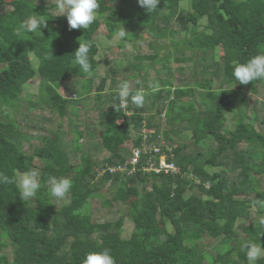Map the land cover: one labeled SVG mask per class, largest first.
<instances>
[{
    "label": "trees",
    "instance_id": "trees-1",
    "mask_svg": "<svg viewBox=\"0 0 264 264\" xmlns=\"http://www.w3.org/2000/svg\"><path fill=\"white\" fill-rule=\"evenodd\" d=\"M0 3L9 7L0 11V173L19 177L32 171L36 158L43 162L38 181L41 189L35 198L23 201L15 184L0 185V264H82L86 253L103 249L110 251L115 264H251L245 246L264 250V228L259 226L260 220L251 218L253 206L264 213L256 203L264 200V131L251 121L261 116L258 110L251 113L248 107L259 104L252 95L258 94L264 80L242 85L232 71L237 63L264 53V0H161L151 15L137 0H99L97 19L87 30H70L65 15L56 17V2ZM183 3L186 10L181 8ZM32 15L48 20L47 27L41 28L42 33L17 35L21 23ZM204 18L206 22L201 24ZM102 26L109 38L118 29H130L131 36L127 34L119 44L133 41L135 50L144 33L150 36L151 60L159 62L157 72L167 76L151 79L149 84L129 85L133 93H143L142 108L130 99L126 108L119 106L120 85L136 75L118 80L114 74L128 63L121 61L112 71H100L95 34ZM79 41L91 44L90 74L74 62ZM219 46L224 51L222 60L216 54ZM31 52L41 61L38 67L29 61ZM188 52L193 57L190 72L194 76L180 81L167 63L179 64ZM135 68L144 66L138 63ZM51 72L58 73V81H72L70 93L75 97L63 94L49 80L43 98L36 103L63 117L72 105L94 100L92 108L99 110L103 132L101 140L88 138L93 147H83L80 139L85 131L75 128L74 146L68 147L58 129L43 135V145L32 152L24 150L30 135L17 115L6 108L25 103L29 82ZM95 72L102 74L100 78ZM180 74L185 76L186 71L182 68ZM95 79L100 85L93 93ZM108 81L112 88L103 94ZM147 112L151 115H145ZM230 113L232 120L228 119ZM161 115L165 128L156 121ZM144 123L155 129L153 142L162 134L171 143L172 152L160 146L174 154L171 160L178 171L157 170L159 156L142 145ZM128 141L132 149H139L136 163L129 162L135 153L126 146ZM92 148L108 154L100 159L88 152ZM75 156L80 159L77 164ZM211 166L221 168L212 171ZM51 177L72 181L67 203L59 205L50 196ZM105 185L109 191L100 205L117 206L113 210L119 214L116 220L94 216L91 202ZM127 193L136 199L120 209ZM126 219L132 223L131 234L124 238ZM240 219L247 222L238 226ZM205 237L218 239L213 252L199 249L198 243ZM254 264H264V254Z\"/></svg>",
    "mask_w": 264,
    "mask_h": 264
},
{
    "label": "rangeland",
    "instance_id": "rangeland-1",
    "mask_svg": "<svg viewBox=\"0 0 264 264\" xmlns=\"http://www.w3.org/2000/svg\"><path fill=\"white\" fill-rule=\"evenodd\" d=\"M3 1L7 3L11 0H3ZM35 1H36V3H40V2L44 3L45 2L46 4L56 2V0H35ZM107 5H108V2H107ZM8 8L9 7H7L6 5L0 3V11L8 10ZM181 8L183 10H186V4L183 3L181 5ZM205 22H206V18L200 20L201 24H204ZM174 26L178 28L177 25L174 24ZM134 31H135V29H134ZM106 34H107V29L105 26H102L98 30V32L95 34V39L98 42L99 47H100L99 53L97 55V59L102 60V63L100 65V71H102L101 73H104L105 70L106 71H109V70L112 71L113 70L112 67H114V65H116L118 62L122 61V62L128 63V67L121 68L120 71L115 72L114 76H117L118 80H120L122 77H125V75H126V77L129 76V74L136 75L135 78L129 77L127 79V82L129 83L130 86L136 87V86H138L137 83H139V82H146L149 84L150 83L149 80H151V79H155L156 77L167 76L165 73H161V72L158 73L157 70L160 71L161 64L159 62L153 63V61L151 60L154 53H153L152 48H150L148 46L147 40H149L150 36L147 33H144L143 40L141 41L142 43L137 50H135V48H134V43H132L133 41H131V42L127 41L125 45L120 46V44H119L120 39H117L116 36L109 38L106 36ZM127 34L129 36H131V30L130 29H128ZM169 49H171V47ZM201 53L202 52H200L199 54H201ZM216 54H217L219 60L223 59L224 51H223L222 46H219L218 50L216 51ZM182 58H185V59H183V61H181L179 64L174 62V61H170L167 63V65L170 68H173L176 79H178V80H180V79L192 80L194 75L191 74V72H190V70L192 69V66H193V61H192L193 57H192L191 52L184 54L182 56ZM106 60H108V61L106 62ZM29 61L31 62V64H33L34 67H38L39 62H41L40 59L37 58L32 52L29 55ZM138 63H141L144 66V68L137 70L135 68V66ZM182 68L186 71L185 76L180 74V69H182ZM113 73H114V71H113ZM94 74H97V76L99 78L102 75L99 72H95ZM110 77H111V75H110ZM57 79H59V75L57 72H51L50 75L46 76L43 79L41 78V76H36L34 79H32L29 82V84H28L29 89L26 92H24L25 103H22L21 105L12 104L6 108V111L14 114L15 116L17 115L18 122H20L24 125V127H23L24 131L30 135V140L23 143L24 150L27 153L32 152L35 147L43 145V139H42L43 135L44 136L50 135L53 131L58 130V129H61L59 132V135L62 136L63 139H65L68 147L75 145V143H74L75 135L73 132V130H75V128H79V129L85 131L84 139H80L81 142L85 143V144H82L85 149H89V147H93L92 145H90L91 140H88L89 137L94 136V138H97V140H101V136H102V132H103L102 126L100 124L101 115L99 113V110L92 108L93 104H95L94 100L91 102L88 101V102H90V103H88L89 105L88 104L82 105L81 103H78L75 106L72 105L70 107L71 109L70 108L68 109L67 115H65L63 117L58 115L57 113L53 112L52 110H50L45 105L40 106L39 104L36 103V101L43 98V94H42L43 87L45 85V81L47 82L49 80H53L54 85L58 86V89L63 94H66V95L70 96L71 98L75 97V96L71 95V93H70V84H72V81L68 80L65 82V81H61V80L58 81ZM98 81H99V79H95V82L93 80V83H94L93 84V93L95 91L97 92V89L100 85V83L98 84ZM109 83H110V81H108V85H107V83H105L106 88H105V91L102 92L103 94H108L109 89L112 88V85ZM118 83H119V81H118ZM143 88H146V87L143 86ZM247 93H248V96L252 95L250 91H247ZM257 93L258 94H256V95H252V98H253V100L255 98L258 99L259 104L258 105L257 104H251V106H249L248 108H249V112H251V113L254 110V108L256 110H258L257 112L261 116L259 117V119H256V118H252V114H251L250 115V117L252 118L251 121L255 123V126L258 127V129L260 131H264V122H262V119L264 118V86H261L258 89ZM187 98L188 97H185L184 99H187ZM251 102H253V101L251 100ZM103 107L104 106H101V108H103ZM105 107H106V104H105ZM229 109H230V111H232L233 113H235L237 115L236 110L234 108L230 107ZM145 115L150 116L151 114H149L147 112V113H145ZM1 117L3 118L5 116L2 115ZM228 119L232 120V113L228 114ZM157 120H159V122H161V124L163 123V127L165 128V126H164V122H165L164 121L165 120L164 115H161V119L158 118V119H156V121ZM144 122H147L146 118L144 119ZM228 124L230 125V121L228 122ZM150 130H154V129H150V128L145 126L142 130V132H143L142 137L145 138L146 134H148V132H150ZM187 134L190 135L191 131L187 130ZM132 135H133V137H136L137 134L134 132ZM94 143H96V142L94 141ZM167 143L169 144L168 140H167ZM177 144H178L177 141L173 143L174 146H176ZM145 145H146V143H145ZM126 146H128L129 148L132 149L131 141H128L126 143ZM214 146H216V144ZM243 147H245V146H243ZM145 148H147V146H145ZM243 149H245V148H243ZM132 150L134 151V149H132ZM191 150H194V148H191ZM100 151H99L100 153H97L98 151H94L92 148L88 152L91 154L97 155L100 159H102L104 156H106L108 154L107 151H105V150H100ZM135 152H136V154H135L136 156L132 157V159L130 161H132L133 159L135 160V158L139 157V156L137 157L138 151L135 150ZM259 152L262 153L261 151H259ZM229 156L232 157L233 154L232 155L229 154ZM79 161H80L79 157L75 156L73 159L74 164H77ZM42 163L43 162L40 159L36 158L35 162H34V166L32 168V171L37 172V180L38 181H39L40 172L42 170ZM219 168H221V167L211 166L210 170L216 171ZM99 170H101V168ZM23 174H25V173H21V174H19V176H21ZM108 191H109V186L108 185L103 186V188L95 195V198L91 202L92 208L94 209V214H95L94 216L97 219L116 220L119 216V214L117 212L113 211L114 209L117 208V206H116V208H113V207L109 208V207H101V205H100V201L106 197V195L108 194ZM239 196H241V195H239ZM66 197L63 200H56L55 198L54 199L59 205H62V204L67 203ZM135 199H136V197L134 195L127 193L123 199V204L120 206V209L123 208V205H124V209H126V206L132 204ZM21 206H22V204L20 203V207ZM251 210H252L251 211V218L253 220L254 219L255 220L264 219V213L257 212L255 206H253ZM245 222H247V221H245L244 219H240L237 222V225L242 226L245 224ZM131 224L132 223L129 219L125 220V225L128 227H125V229L122 231V237L127 238L130 236L131 229L129 228V226ZM217 241H218L217 238L213 239V238H206L205 237L199 241V243H198L199 249H201V247H202L205 250H209V251L213 252L214 251L213 246L216 245ZM254 248H257V247H254ZM257 249H259V253H260L259 256L264 254L263 249H261V248H257Z\"/></svg>",
    "mask_w": 264,
    "mask_h": 264
},
{
    "label": "clouds",
    "instance_id": "clouds-1",
    "mask_svg": "<svg viewBox=\"0 0 264 264\" xmlns=\"http://www.w3.org/2000/svg\"><path fill=\"white\" fill-rule=\"evenodd\" d=\"M137 2L138 5L149 15L156 11L159 8L158 5L160 4V0H137ZM99 6V0H56V17L65 15L70 30H87L97 19V10ZM47 21L48 20L41 16L32 15L21 23L17 35H21L22 33H36L37 31L41 32V28L47 27ZM126 35L127 31L123 27L122 29H118L116 38L123 39L126 38ZM90 49V43L79 41V47L73 53L75 64L78 65L80 70L85 74L91 73V64L89 61ZM232 77L237 81V83L242 85H247L249 82L257 80H264V53H257L244 63H237L233 68ZM117 95L119 99V106L121 108L127 107L129 99L137 108H142L145 102L143 93H133L127 82L120 85ZM145 126L148 127L144 124L142 130ZM154 131L155 129L150 130V132L146 134V137L143 138L142 145L144 147L147 146L144 150H148L149 152L154 151L159 156V168L157 169L165 170L167 172L178 171L175 161L171 160L174 154L168 153L172 152V146L167 143V140L162 134H159L156 141L153 142L151 137ZM134 132L135 131H133V133ZM160 143L167 147L169 151L167 152L164 150L160 146ZM135 150L139 151V149L135 148L133 151L135 154ZM166 164H173L176 169L170 170V168L166 167ZM111 168L113 169L115 167L111 166ZM109 170L111 169L109 168ZM9 184L16 185L18 194L23 201L35 198L41 189V184L37 180L36 171H29L19 177H9L8 175L0 173V185ZM71 188L72 181L68 178L51 177L49 179L48 192L50 193V196L56 200H63L70 192ZM256 203L261 208H264V200H257ZM259 226L264 228V219L259 221ZM245 247L249 249L247 251L249 261L251 264H254L260 254L259 249L251 247L250 245H246ZM82 264H115V260L108 249H103L101 251L86 253L82 260Z\"/></svg>",
    "mask_w": 264,
    "mask_h": 264
},
{
    "label": "built area",
    "instance_id": "built-area-1",
    "mask_svg": "<svg viewBox=\"0 0 264 264\" xmlns=\"http://www.w3.org/2000/svg\"><path fill=\"white\" fill-rule=\"evenodd\" d=\"M157 150V149H156ZM139 156V151L137 152V157ZM139 159L138 158H135V160L133 159L132 161H130L131 163H135L137 162V160ZM166 167L170 168V170H175V166L173 164H166ZM117 169H120V170H124V167L123 166H119L117 168H113V170H117ZM157 170H160V169H157Z\"/></svg>",
    "mask_w": 264,
    "mask_h": 264
}]
</instances>
